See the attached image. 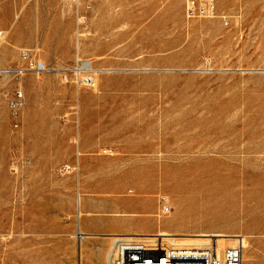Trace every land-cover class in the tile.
<instances>
[{
	"label": "rangeland",
	"instance_id": "rangeland-1",
	"mask_svg": "<svg viewBox=\"0 0 264 264\" xmlns=\"http://www.w3.org/2000/svg\"><path fill=\"white\" fill-rule=\"evenodd\" d=\"M216 5L227 25L186 20L184 0H0V68L27 49L95 71L92 87L0 75V264H93L117 237L173 249L217 233L243 237L242 264L264 261V0ZM178 177L225 186L184 215L178 196L203 191H176Z\"/></svg>",
	"mask_w": 264,
	"mask_h": 264
},
{
	"label": "built area",
	"instance_id": "built-area-1",
	"mask_svg": "<svg viewBox=\"0 0 264 264\" xmlns=\"http://www.w3.org/2000/svg\"><path fill=\"white\" fill-rule=\"evenodd\" d=\"M183 14L186 20L219 18L224 25L228 23L227 17L218 13L216 0H184ZM0 36H3L1 32ZM52 70L57 71L62 83L85 84L91 87L95 85V71L90 60L77 59L71 64H60L54 69L50 64L37 59L27 49L19 51L17 64L0 68V75L14 77L26 73L42 75ZM7 103L11 116L15 120V126H17L19 112L25 104L23 92L16 88L8 96ZM121 256L125 264H241V248L239 246L228 247L222 261L215 254H209L208 251L194 257L182 258L171 255L166 250L150 253L145 252L142 248H133L123 249Z\"/></svg>",
	"mask_w": 264,
	"mask_h": 264
},
{
	"label": "bare ground",
	"instance_id": "bare-ground-1",
	"mask_svg": "<svg viewBox=\"0 0 264 264\" xmlns=\"http://www.w3.org/2000/svg\"><path fill=\"white\" fill-rule=\"evenodd\" d=\"M1 32V31H0ZM2 33V32H1ZM3 36H0V41H3ZM173 170V169H172ZM177 186L174 187L176 191L183 193L187 190L190 189H196L199 190L201 189L203 192L199 191L197 194L194 195H182L180 194L178 196V200L180 201V206H179V212L184 214V215H196L198 212L202 213L206 211L208 207V202L212 199V195L216 194L218 191L222 190L225 186V183L222 182L218 185V187H214L213 185H207V186H202L200 184H190L185 186V182L178 177L177 178ZM208 192V194L206 193ZM79 228V226H78ZM85 234V233H83ZM82 236V235H81ZM205 236H209L211 238H216V241L214 243V247L212 244V239L209 238L207 242L199 241L195 242L194 244H189L191 247H184V248H173V249H168V248H159L156 246L155 243L151 244H132L130 242V239H124L117 237L114 240L111 241V247L107 249L104 253H101V261L94 262L93 264H125L122 261V250L123 249H133V248H142L145 252H150L153 253L155 251H167L170 252L171 255H177V257H182V258H189V257H194L197 255L202 254V252L208 251L210 254H215L216 257H218L221 261L224 258L225 251L228 247H234V246H239L241 248V264H242V252H243V247H244V240L243 237L237 236L236 235H231L230 237L232 240L236 241L235 243L229 242L228 244L230 246L225 247V239L221 233L217 234H207ZM229 237V239H230ZM236 237V238H235ZM231 240V239H230ZM134 243V242H133ZM179 245V244H178ZM177 245V246H178ZM187 245V244H186ZM185 245V246H186ZM181 246V245H180ZM175 247V246H174ZM83 249L82 245H79V250L81 251ZM103 252V251H102ZM164 257V256H161ZM260 263L264 264V261L260 259ZM82 264V263H80ZM142 264V263H138ZM254 264V263H253Z\"/></svg>",
	"mask_w": 264,
	"mask_h": 264
}]
</instances>
